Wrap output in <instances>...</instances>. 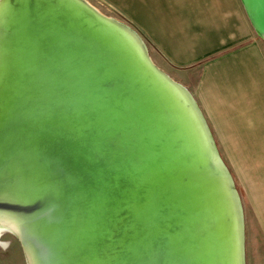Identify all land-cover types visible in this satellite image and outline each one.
I'll use <instances>...</instances> for the list:
<instances>
[{"label":"water","instance_id":"95a60500","mask_svg":"<svg viewBox=\"0 0 264 264\" xmlns=\"http://www.w3.org/2000/svg\"><path fill=\"white\" fill-rule=\"evenodd\" d=\"M84 1L1 4L0 229L25 264H225L219 210L178 116ZM241 1L264 40V0ZM134 34L199 120L246 264L243 204L205 116Z\"/></svg>","mask_w":264,"mask_h":264},{"label":"crops","instance_id":"0c3cea01","mask_svg":"<svg viewBox=\"0 0 264 264\" xmlns=\"http://www.w3.org/2000/svg\"><path fill=\"white\" fill-rule=\"evenodd\" d=\"M103 1L176 70L198 69L192 95L264 234V48L242 1Z\"/></svg>","mask_w":264,"mask_h":264},{"label":"bare ground","instance_id":"6f19581e","mask_svg":"<svg viewBox=\"0 0 264 264\" xmlns=\"http://www.w3.org/2000/svg\"><path fill=\"white\" fill-rule=\"evenodd\" d=\"M3 1L0 3V8ZM84 2V5L88 7L89 11L97 15L101 23H107L108 27H105L113 31L114 35L123 43L124 48L129 52L131 58L138 64L140 72L160 92L178 116L190 147L202 165V169L211 185L212 195L219 210L225 264H242L236 204L234 203L226 180L209 165L210 152L207 146V139H205L207 137L204 136L199 120L189 107L188 101L184 98L183 94L171 88L166 83V79L164 80L158 76V73L147 64L142 52L141 43L135 36L132 28L112 17L105 16L90 4L89 1L85 0ZM112 24L116 26H112ZM249 193L252 197L253 195L250 189ZM1 215L9 219L16 234L23 238V232L14 217L4 210H1ZM0 233H2L0 235V241H3L4 235L12 234V230L11 228H4L0 229Z\"/></svg>","mask_w":264,"mask_h":264},{"label":"rangeland","instance_id":"374dc122","mask_svg":"<svg viewBox=\"0 0 264 264\" xmlns=\"http://www.w3.org/2000/svg\"><path fill=\"white\" fill-rule=\"evenodd\" d=\"M86 1H89L90 4H92L95 8H97L105 16L112 17L118 20L119 22L132 28L145 43L153 63L167 76H169L173 81L186 87L191 92V94H193L192 92L193 84L197 81L198 69H194L192 71L176 70L167 62V60L163 57V55L159 53V51L149 41L148 37L143 35L138 29H136L135 26L129 20H127L121 13L111 8L103 0H86ZM261 44L264 48V40L262 38H261ZM208 126L211 130L209 123ZM212 134L214 139L217 140L213 132ZM216 143L218 150L220 151V154L222 156V159L224 160L230 173L233 176V179L236 184V188L238 190V185L241 186V184L239 183L231 165H229V163H227V161L225 160L222 149L218 144V141H216ZM238 192L240 194L241 201L243 204L244 217H245L246 264H264V234L256 222L255 216L249 205L246 194L243 196L241 195V192L239 190ZM3 241L8 242V246L6 250L5 248L0 247V264H25L21 246L17 242L18 241L17 238L16 237L13 238L12 234L9 233L4 235Z\"/></svg>","mask_w":264,"mask_h":264},{"label":"clouds","instance_id":"9594fccd","mask_svg":"<svg viewBox=\"0 0 264 264\" xmlns=\"http://www.w3.org/2000/svg\"><path fill=\"white\" fill-rule=\"evenodd\" d=\"M0 235H2V233H0ZM7 246H8V242H6V241H0V247L5 248V250H6L7 249Z\"/></svg>","mask_w":264,"mask_h":264},{"label":"trees","instance_id":"16d2710c","mask_svg":"<svg viewBox=\"0 0 264 264\" xmlns=\"http://www.w3.org/2000/svg\"><path fill=\"white\" fill-rule=\"evenodd\" d=\"M238 190L241 192V195H243V196L245 195V192H244V190H243V189H242V187H241V186H239V185H238Z\"/></svg>","mask_w":264,"mask_h":264}]
</instances>
